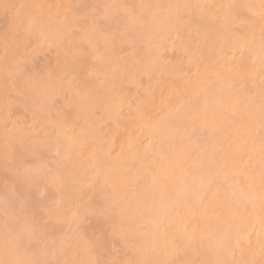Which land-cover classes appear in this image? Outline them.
<instances>
[{
	"label": "snow or ice",
	"instance_id": "snow-or-ice-1",
	"mask_svg": "<svg viewBox=\"0 0 264 264\" xmlns=\"http://www.w3.org/2000/svg\"><path fill=\"white\" fill-rule=\"evenodd\" d=\"M0 21V264H264V0Z\"/></svg>",
	"mask_w": 264,
	"mask_h": 264
},
{
	"label": "rangeland",
	"instance_id": "rangeland-1",
	"mask_svg": "<svg viewBox=\"0 0 264 264\" xmlns=\"http://www.w3.org/2000/svg\"><path fill=\"white\" fill-rule=\"evenodd\" d=\"M0 26H2V21H0ZM135 89H133L132 91H134Z\"/></svg>",
	"mask_w": 264,
	"mask_h": 264
},
{
	"label": "bare ground",
	"instance_id": "bare-ground-1",
	"mask_svg": "<svg viewBox=\"0 0 264 264\" xmlns=\"http://www.w3.org/2000/svg\"><path fill=\"white\" fill-rule=\"evenodd\" d=\"M134 91H135V90H134ZM134 91H133V92H134Z\"/></svg>",
	"mask_w": 264,
	"mask_h": 264
}]
</instances>
